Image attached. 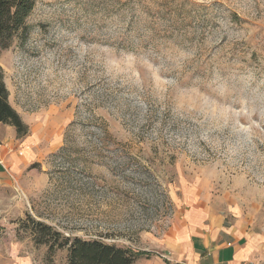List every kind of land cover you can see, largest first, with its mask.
Wrapping results in <instances>:
<instances>
[{
  "label": "rangeland",
  "instance_id": "obj_1",
  "mask_svg": "<svg viewBox=\"0 0 264 264\" xmlns=\"http://www.w3.org/2000/svg\"><path fill=\"white\" fill-rule=\"evenodd\" d=\"M27 25L0 56L29 126L0 140V264L65 263L26 214L150 247L191 190L227 193L264 247V0H38Z\"/></svg>",
  "mask_w": 264,
  "mask_h": 264
},
{
  "label": "crops",
  "instance_id": "obj_2",
  "mask_svg": "<svg viewBox=\"0 0 264 264\" xmlns=\"http://www.w3.org/2000/svg\"><path fill=\"white\" fill-rule=\"evenodd\" d=\"M4 81L9 102L20 115L11 102L5 78ZM14 139V128L0 123V140ZM28 156L23 160L27 162ZM20 160L15 157L13 166H19ZM238 204L227 193L212 199L208 190L189 191L175 205L174 214L161 234L151 239V246L138 248L147 254L137 258L136 264H259L257 259L264 247L249 227L250 218Z\"/></svg>",
  "mask_w": 264,
  "mask_h": 264
},
{
  "label": "trees",
  "instance_id": "obj_3",
  "mask_svg": "<svg viewBox=\"0 0 264 264\" xmlns=\"http://www.w3.org/2000/svg\"><path fill=\"white\" fill-rule=\"evenodd\" d=\"M38 0H0V56L16 40H25L28 19ZM9 91L0 65V123L12 126L17 137L26 136L29 126L22 120L8 99ZM22 226L29 228L33 242L43 245L47 255L65 252L64 264H133L147 254L128 246L107 242L103 238H86L64 234L53 226L26 214Z\"/></svg>",
  "mask_w": 264,
  "mask_h": 264
},
{
  "label": "built area",
  "instance_id": "obj_4",
  "mask_svg": "<svg viewBox=\"0 0 264 264\" xmlns=\"http://www.w3.org/2000/svg\"><path fill=\"white\" fill-rule=\"evenodd\" d=\"M5 147V144L3 142L0 141V150H3ZM5 156H3L2 154H0V167L5 171L9 173V167H7L6 163H5Z\"/></svg>",
  "mask_w": 264,
  "mask_h": 264
}]
</instances>
